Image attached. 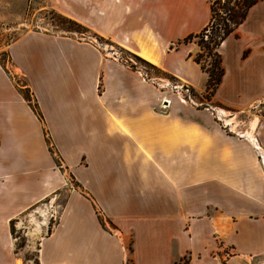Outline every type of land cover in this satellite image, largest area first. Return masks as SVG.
Wrapping results in <instances>:
<instances>
[{"label": "crops", "instance_id": "crops-1", "mask_svg": "<svg viewBox=\"0 0 264 264\" xmlns=\"http://www.w3.org/2000/svg\"><path fill=\"white\" fill-rule=\"evenodd\" d=\"M61 14L198 94L207 75L184 39L208 0H50ZM212 100L264 99V0L218 45ZM0 64V264L25 262L10 223L67 189L37 264H264V121L246 135L146 80L92 41L27 31ZM30 92L42 119L20 93ZM49 138L60 168L48 150ZM66 174L76 187H69ZM130 241L126 251L125 245Z\"/></svg>", "mask_w": 264, "mask_h": 264}, {"label": "rangeland", "instance_id": "rangeland-1", "mask_svg": "<svg viewBox=\"0 0 264 264\" xmlns=\"http://www.w3.org/2000/svg\"><path fill=\"white\" fill-rule=\"evenodd\" d=\"M51 11L59 13L50 0H0V59L3 62L4 68L5 66L8 67L6 72L10 70L9 75L13 79L14 84L18 87L24 85L25 82L22 76L11 69L10 61L7 56V48L16 38L27 31H43L92 41L101 47L105 53L118 58V60H121L123 63L125 60L129 64L132 62L135 67L140 69V72L144 75L143 77L155 82L162 90L178 93L177 95L183 99V101L200 109H208L220 124L223 127L225 126L226 130L230 129L237 134L246 135L248 130L253 128L252 125L257 118L259 121H264V99L255 102L244 110L234 111L215 104L205 88L200 94L193 90V92H189L190 95L188 93L187 96L184 91L182 92L180 88L182 83L179 80L166 76L158 70L139 62L133 58L130 51L125 52L106 38L97 37L88 31L77 28V30H69L67 28L68 25L61 22ZM210 33L212 32L207 31L203 39L208 41L209 37L206 35L211 36ZM186 42H193L195 44L196 47L193 52V57L198 56L200 64L204 68V73L212 68L215 69V56L212 44L209 47V51L207 48L202 47L199 38L194 37ZM20 90L31 100L28 89L20 88ZM31 103L33 102L31 101ZM50 146L54 157L58 161L59 166L57 167L61 170L62 167H60L56 152L52 145ZM66 180L69 187H76L73 180L67 174ZM66 195L67 189H61L58 191L57 195H51L41 200L12 222L15 243L17 245H23L19 249H21V256L25 262H33L36 258L39 237L48 233L57 221L60 207ZM129 247L130 241L125 245L126 251ZM126 264H132L130 257H127ZM176 264H188V259L184 257Z\"/></svg>", "mask_w": 264, "mask_h": 264}, {"label": "trees", "instance_id": "trees-1", "mask_svg": "<svg viewBox=\"0 0 264 264\" xmlns=\"http://www.w3.org/2000/svg\"><path fill=\"white\" fill-rule=\"evenodd\" d=\"M257 1H259V0H208L210 15H209V20H208L207 24L204 26V28L200 32H198L194 35H189L184 39V41H187V40L194 38V37L199 38L201 43H202L203 48H207L210 51L209 47L211 46V44H212V47L214 48V56H215L214 66H215V69L212 68L211 70L206 71L207 80H206L205 90L207 92H209L210 96L213 95V92H214L216 86L218 85V83L220 82V79H221V76L223 73V69L221 67V57H220V54L218 53V50H217L218 45L228 34H230L244 20L248 9L253 4H255ZM52 13L55 14L61 22L66 23L68 25L67 28L69 30L80 29V30L88 31V32L92 33L93 35L97 36L95 33L90 31L87 27L78 23L77 21H75V20H73V19H71V18H69V17H67L61 13H57L54 11ZM207 31L212 32V33H210L211 36L206 35L207 37H209L208 41L203 39V36L206 34ZM97 37H100V36H97ZM121 49H123V48H121ZM123 50L125 52H128V50H125V49H123ZM130 54L133 56L134 59L138 60L139 62L156 69L152 64H150L149 62L140 58L139 56H137L133 53H130ZM193 59H194V61H196L197 63L200 64V59L198 58V56L197 57L194 56ZM0 64L4 68V65H3V62L1 59H0ZM130 66H133V65L131 64ZM200 67L202 70H204V68L201 64H200ZM20 93L22 94L23 98L28 102V104H29L30 108L33 110V112L41 120L42 116H41L40 112L38 111L36 104L31 103L30 98L27 95H25L24 93H22L21 90H20ZM43 132H44V136H45V141L48 145V150L53 157L54 163L56 164V166H59L57 159L54 157V155L52 153L53 151H52L51 146H50L51 144H50L49 138L46 135L45 130H43ZM10 230H11V234L13 235L12 223H10ZM21 246H23V245L22 244H20V245L15 244V249H19ZM32 263L37 264L38 263L37 259L35 258Z\"/></svg>", "mask_w": 264, "mask_h": 264}, {"label": "built area", "instance_id": "built-area-1", "mask_svg": "<svg viewBox=\"0 0 264 264\" xmlns=\"http://www.w3.org/2000/svg\"><path fill=\"white\" fill-rule=\"evenodd\" d=\"M116 58V57H115ZM118 59V58H117ZM119 61H121V60H119ZM122 62V61H121ZM123 63V62H122ZM123 64H125V65H127V66H129L130 68H133V69H136V68H138V67H135L134 66V64L132 63V62H130V64L129 63H127L126 62V60L124 61V63ZM133 65V66H130V65ZM142 74V73H141ZM142 76H144L143 74H142ZM145 78V77H144ZM146 79V78H145ZM146 80H149L148 78L146 79ZM149 81H152V80H149ZM180 88H181V90H182V92L184 91L185 92V94H187V96H188V93L189 92H193V89L190 87V86H188L187 84H184V83H182L181 85H180ZM177 92V91H176ZM176 94V96L180 99V100H183V99H181L177 94L178 93H175ZM189 95H190V93H189Z\"/></svg>", "mask_w": 264, "mask_h": 264}]
</instances>
